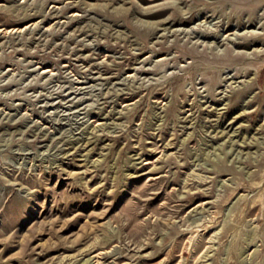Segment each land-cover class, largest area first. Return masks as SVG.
<instances>
[{
  "label": "rangeland",
  "instance_id": "1",
  "mask_svg": "<svg viewBox=\"0 0 264 264\" xmlns=\"http://www.w3.org/2000/svg\"><path fill=\"white\" fill-rule=\"evenodd\" d=\"M0 264H264V0H0Z\"/></svg>",
  "mask_w": 264,
  "mask_h": 264
},
{
  "label": "bare ground",
  "instance_id": "2",
  "mask_svg": "<svg viewBox=\"0 0 264 264\" xmlns=\"http://www.w3.org/2000/svg\"><path fill=\"white\" fill-rule=\"evenodd\" d=\"M225 1V0H224ZM227 3H229V1L227 2ZM234 26V25H233ZM238 26H239V24H238ZM237 27V26H236ZM243 27V26H242ZM251 28V27H250ZM205 35V34H204ZM211 35V34H210ZM213 35V34H212ZM218 36V35H217ZM251 36H253V34L251 35ZM244 38V37H243ZM216 39H218L217 37H216ZM218 40H220V39H218ZM223 40V39H222ZM240 44V43H239Z\"/></svg>",
  "mask_w": 264,
  "mask_h": 264
}]
</instances>
